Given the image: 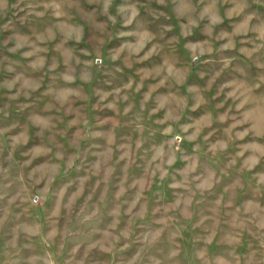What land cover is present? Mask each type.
Wrapping results in <instances>:
<instances>
[{"label": "rangeland", "instance_id": "obj_1", "mask_svg": "<svg viewBox=\"0 0 264 264\" xmlns=\"http://www.w3.org/2000/svg\"><path fill=\"white\" fill-rule=\"evenodd\" d=\"M260 100L264 0H0V264H264Z\"/></svg>", "mask_w": 264, "mask_h": 264}, {"label": "crops", "instance_id": "obj_2", "mask_svg": "<svg viewBox=\"0 0 264 264\" xmlns=\"http://www.w3.org/2000/svg\"><path fill=\"white\" fill-rule=\"evenodd\" d=\"M260 95H261V93H260ZM252 103H253L252 104V107H254V111L253 112H249L248 113L249 115L244 114V118H245V120L246 119H249L250 121H252L253 123H255V125L257 127H259V126L262 127L264 125L263 104H262L261 100L260 101H253ZM259 134L258 135L257 134L255 135V139L261 138L259 136Z\"/></svg>", "mask_w": 264, "mask_h": 264}]
</instances>
